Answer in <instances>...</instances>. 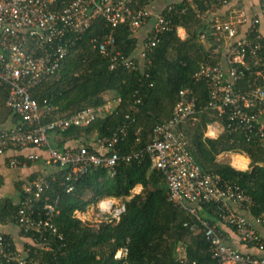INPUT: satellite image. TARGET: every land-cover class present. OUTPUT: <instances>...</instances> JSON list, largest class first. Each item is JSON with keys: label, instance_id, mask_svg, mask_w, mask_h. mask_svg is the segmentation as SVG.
I'll return each mask as SVG.
<instances>
[{"label": "trees", "instance_id": "1", "mask_svg": "<svg viewBox=\"0 0 264 264\" xmlns=\"http://www.w3.org/2000/svg\"><path fill=\"white\" fill-rule=\"evenodd\" d=\"M232 1L184 0L172 4L178 9L186 8V12L173 17V29L161 35L157 44L146 52L142 66L134 56L138 52L142 54L143 44L138 33L126 25L112 29L100 18L75 41L56 75L31 89V97L37 101L44 122L67 118L89 107H102L110 100H120L104 119L86 128L71 127L54 134L58 149L67 143L79 142L92 150L93 143L110 137L119 126L126 124L127 135L117 146L121 158L142 154L129 163L120 161L114 176L105 169H92L72 183L70 193L67 192L66 170L58 169L44 176L51 188L43 199L47 196L51 202L58 201L59 214L54 221L58 233L49 235L46 245L51 250L42 251L41 255L43 246L35 243L31 234L23 232L34 242L30 250L35 260L42 264H182L177 249L183 246L190 262L216 264L204 233L193 232L184 226L196 222L195 217L168 200V186L162 174L152 168L151 158L145 153L153 142L155 127L172 117L179 93L186 88L195 92L198 108H201L195 119L180 127L189 142V152L203 171L214 172L238 185L254 200L253 217L264 214V139L259 136L248 139L242 133L228 129L226 114L202 110L208 102L209 91L205 82L195 79L202 64L223 67V51L217 48L222 41L211 33L209 21ZM179 29L184 30V39L178 34ZM110 33L115 38V45L108 49L109 55L119 53L135 58L138 63L135 71L110 70L109 57L98 49ZM247 61L253 67L250 58ZM258 70L254 67L252 74L242 79L244 90L250 85L264 86V80L257 76ZM1 92L0 114L14 116L5 106L7 88ZM49 107H54V112L45 113ZM215 123L221 124L224 131L216 139L206 137L208 127ZM224 153L247 155L249 170H237L228 160L219 161V156ZM234 163L243 168L247 160L235 156ZM25 183L20 186L18 203L12 200L0 202L1 224H17ZM2 184L0 177V187ZM137 186L143 190L133 195ZM104 199H116L125 205L126 211L118 222L108 217L91 225L76 217L77 212L84 214ZM200 207L217 218L214 204ZM201 219L214 225L208 218ZM123 249L127 250L126 255L116 258Z\"/></svg>", "mask_w": 264, "mask_h": 264}, {"label": "built area", "instance_id": "2", "mask_svg": "<svg viewBox=\"0 0 264 264\" xmlns=\"http://www.w3.org/2000/svg\"><path fill=\"white\" fill-rule=\"evenodd\" d=\"M154 1L0 0V96L1 90L7 88L5 106L19 119L13 129H0V156L9 150L31 147L47 151L53 172L58 169L67 171L68 193L73 191L72 183L92 169H105L114 176L120 161L129 163L132 158L142 156L135 154L121 158L117 146L127 135L126 124L119 126L110 137L97 140L92 150L87 146L52 147L50 135L71 127L86 128L111 114L120 100H110L102 107H89L67 118L44 122L37 101L31 97V89L56 75L75 41L100 18L112 29L126 25L133 31L142 29L153 20L152 30L142 47V57L145 58L160 36L173 29V17L186 12V8L178 9L170 4L154 13L150 9ZM245 1L247 9L253 10L252 15L242 4L229 20L216 18L209 21L211 33L222 41L217 48L223 51L228 68L202 64L195 79L205 82L209 91L208 102L202 110L226 114L228 129L240 132L248 139L252 136L264 139V86L250 85L248 90L242 86V79L251 75L254 67L259 69L257 76L264 80V0ZM202 40H205L204 36ZM114 45L115 38L110 33L98 47L101 54L109 57L110 70L135 71L138 68L135 58L119 53L109 55L108 49ZM200 111L195 92L190 88L180 91L172 117L155 127L153 142L145 153L151 158L152 168L162 174L168 186V200L195 217L196 222L184 226L193 232L204 233L216 264H264V259L244 254L229 245L223 232L198 214L196 206L214 204L218 220L234 230L240 242L264 251V240L257 229L264 228V214L259 217L251 215L254 200L238 185L214 172L203 171L189 152V142L180 127L195 119ZM52 112L54 107L45 110V113ZM26 159L34 162L38 156L28 155ZM26 162L14 159L10 166L22 167ZM50 188L45 177L26 182L17 215V225L22 232L31 234L35 243L43 246L40 254L51 250L46 245L49 235L58 233L54 222L59 214L58 201L51 202L47 196L43 199ZM92 208L116 222L126 211L125 205L116 199L101 200ZM81 214L77 212L75 215L80 219ZM126 252V249L119 251L116 258ZM177 252L182 264H197L189 261L185 247L179 246ZM0 262L42 264L31 256V252L23 255L14 249L3 234H0Z\"/></svg>", "mask_w": 264, "mask_h": 264}, {"label": "crops", "instance_id": "3", "mask_svg": "<svg viewBox=\"0 0 264 264\" xmlns=\"http://www.w3.org/2000/svg\"><path fill=\"white\" fill-rule=\"evenodd\" d=\"M184 0H155L151 6L150 9L154 13L161 12L167 5L170 4H180ZM240 2V3H239ZM247 3L245 0H233L231 4L226 6L223 10L218 12L217 14H214L210 17V20L219 18L221 20H229L230 17L235 15V13L242 8V4ZM247 9V6L244 5ZM250 15H252L253 10L249 11ZM153 27V20H150L142 29L136 31L138 35L141 38L142 44L144 43V40L147 38L149 33L151 32ZM178 34L181 36V38H185L186 34L184 30L179 29ZM230 43L228 44V46ZM142 46V45H141ZM224 55V54H223ZM135 58L139 62V64L142 66L144 64V59L142 57V54L139 52L136 53ZM225 59V55H224ZM226 61V60H225ZM223 60L222 66L224 68L227 67L226 62ZM264 119V117H263ZM18 120L16 117L12 115H4L0 114V129L1 130H11L18 124ZM224 131L221 124L215 123L208 127L205 136L211 139H216L222 132ZM56 136L54 134L50 135V144L54 148H58ZM92 145V143H91ZM69 146H84L82 143L79 142H71L67 143L62 149L69 147ZM94 147V143H93ZM28 155H36L38 156V159L34 162H30L26 159V156ZM244 157L247 160V163L243 164V168H239L234 163V157ZM14 159L27 161L26 165L20 166V167H11L10 162ZM219 161L222 160H228L230 161V164L232 167H234L237 170L240 171H247L249 170L250 160L247 155H241V154H233V153H224L219 156ZM53 173V166L48 163V152L43 149L38 148H28L24 150H9L4 155L0 156V177L3 181L2 186L0 187V202L3 200H12L15 203H18L21 197L20 192V186H22L23 183L30 181L34 177H44L49 176ZM141 186H137L134 191L133 195H137L141 193L142 191ZM198 214L201 217L208 218L212 221H214V225L218 227L224 234L227 242L229 245H231L234 248H237L240 252L244 254H249L253 257L264 259V251L259 250L256 247L245 245L242 242H240L238 235L236 232L229 227H226L224 224L218 221L217 218H215L213 215H208L205 211L201 210L200 206H196ZM258 232L260 233L261 237L264 240V228L258 227ZM0 234L5 235L9 238L12 245L15 247L17 251H19L21 254L26 255V253L31 252L30 248L32 245H34L33 240L25 236L23 234L22 230L17 224H1L0 223ZM0 264H3L0 262Z\"/></svg>", "mask_w": 264, "mask_h": 264}, {"label": "rangeland", "instance_id": "4", "mask_svg": "<svg viewBox=\"0 0 264 264\" xmlns=\"http://www.w3.org/2000/svg\"><path fill=\"white\" fill-rule=\"evenodd\" d=\"M80 219L83 222L90 223L91 225L106 220V218L103 217L102 213L92 207L86 213L81 214Z\"/></svg>", "mask_w": 264, "mask_h": 264}]
</instances>
